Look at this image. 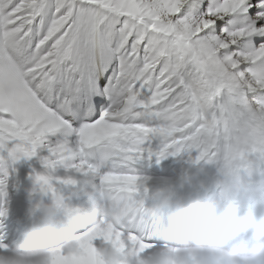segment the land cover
Here are the masks:
<instances>
[{"label": "snow or ice", "instance_id": "1", "mask_svg": "<svg viewBox=\"0 0 264 264\" xmlns=\"http://www.w3.org/2000/svg\"><path fill=\"white\" fill-rule=\"evenodd\" d=\"M57 134L40 189L88 179L130 207L142 160L243 162L264 146V0H0V149L31 158ZM96 232L76 235L89 255Z\"/></svg>", "mask_w": 264, "mask_h": 264}, {"label": "clouds", "instance_id": "2", "mask_svg": "<svg viewBox=\"0 0 264 264\" xmlns=\"http://www.w3.org/2000/svg\"><path fill=\"white\" fill-rule=\"evenodd\" d=\"M246 160L220 164L225 191L240 186L238 172ZM186 172L152 183L146 195L130 207L125 192L113 184L100 185L88 179L56 186L49 202L31 203L28 227L14 246H0V264H54V253L84 259L87 264H264V224L244 234L247 222L242 206H233L225 196L203 200L198 195L181 194ZM86 197L87 211L69 206V201ZM129 212L138 214L133 225ZM147 228L149 235L183 237L178 246L146 249L141 235L121 241L115 229ZM97 230L94 252L89 255L76 239V230Z\"/></svg>", "mask_w": 264, "mask_h": 264}, {"label": "bare ground", "instance_id": "3", "mask_svg": "<svg viewBox=\"0 0 264 264\" xmlns=\"http://www.w3.org/2000/svg\"><path fill=\"white\" fill-rule=\"evenodd\" d=\"M63 117H65V119H67L68 113H65ZM58 142H61V140L59 138V134H57V136H49L48 140L45 141L44 145H42L37 150V154L34 156L35 160L42 164V160L44 158L50 156V151H49L50 147H54ZM170 157L172 159L177 158V157H172V156H170ZM175 164H177L179 167L177 174H179L181 172H185L186 170H188L189 168H191L193 166V165L189 166L185 160H182L180 158L176 159ZM139 167H140V169L144 175H147L150 177V181H153L156 179V178L150 176V174H149L150 170L155 172V174H163L164 173L163 170H161L159 167L156 166V163L153 161V159L147 160V162L145 164H139ZM4 171H5L4 167L2 165H0V178H3ZM59 171L62 174L63 169H60ZM79 205L82 207L89 206L88 208H90V203L86 197H82Z\"/></svg>", "mask_w": 264, "mask_h": 264}]
</instances>
